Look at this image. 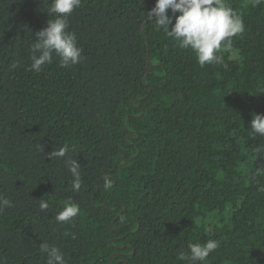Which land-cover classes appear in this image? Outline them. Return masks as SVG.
Returning a JSON list of instances; mask_svg holds the SVG:
<instances>
[{
  "label": "trees",
  "instance_id": "1",
  "mask_svg": "<svg viewBox=\"0 0 264 264\" xmlns=\"http://www.w3.org/2000/svg\"><path fill=\"white\" fill-rule=\"evenodd\" d=\"M223 2L244 31L222 64L148 19L155 0H82L68 17L81 62L34 72L52 0H0V264H46L42 242L67 264H190L208 240L203 264H264V136L249 125L264 114V3ZM69 201L80 211L58 223Z\"/></svg>",
  "mask_w": 264,
  "mask_h": 264
},
{
  "label": "clouds",
  "instance_id": "2",
  "mask_svg": "<svg viewBox=\"0 0 264 264\" xmlns=\"http://www.w3.org/2000/svg\"><path fill=\"white\" fill-rule=\"evenodd\" d=\"M81 2L82 0H52L47 13L53 18L48 19L47 26L34 34L36 39L31 45L30 70L40 72L43 66L53 62L54 56L59 58L61 67L81 62L82 49L77 46L76 34L68 31V17L74 9L81 6ZM255 3L258 5L264 3V0H255ZM169 10L173 15L168 14ZM176 13L179 15H175ZM147 14L148 19L155 17L157 26L173 38L181 49L191 50L201 67L205 64H222L223 56L219 53L230 51L232 38L244 31L241 17L227 7L223 0H155L154 7ZM249 125L254 134L264 136V114L254 113ZM68 151L69 146L65 144L58 150L49 152L47 157L64 158ZM64 162L74 177L72 188L78 192L81 187L80 164L72 159H65ZM111 186V179L105 177L104 189ZM5 206L10 207L11 202L0 198V211ZM39 207L46 210L49 204L40 199ZM79 211V205L69 201L55 215V220L67 223ZM218 247L216 240H208L203 244L193 243L189 245V253H182L180 259H187L190 264H203ZM40 250L47 254L46 264H67L58 247L42 242Z\"/></svg>",
  "mask_w": 264,
  "mask_h": 264
},
{
  "label": "water",
  "instance_id": "3",
  "mask_svg": "<svg viewBox=\"0 0 264 264\" xmlns=\"http://www.w3.org/2000/svg\"><path fill=\"white\" fill-rule=\"evenodd\" d=\"M150 66H151V63H150V61H148V69L150 68Z\"/></svg>",
  "mask_w": 264,
  "mask_h": 264
}]
</instances>
